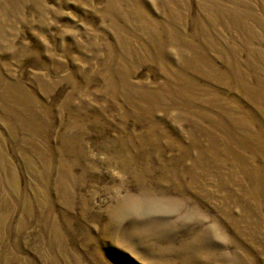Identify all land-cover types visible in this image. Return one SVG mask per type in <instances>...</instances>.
Segmentation results:
<instances>
[{"label": "rangeland", "instance_id": "374dc122", "mask_svg": "<svg viewBox=\"0 0 264 264\" xmlns=\"http://www.w3.org/2000/svg\"><path fill=\"white\" fill-rule=\"evenodd\" d=\"M0 72V264H264V0H0Z\"/></svg>", "mask_w": 264, "mask_h": 264}, {"label": "bare ground", "instance_id": "6f19581e", "mask_svg": "<svg viewBox=\"0 0 264 264\" xmlns=\"http://www.w3.org/2000/svg\"><path fill=\"white\" fill-rule=\"evenodd\" d=\"M2 77L0 72V114L5 113L9 120V125H11L12 122L22 120L17 106L21 97H25L27 100L29 99L28 94H25L26 92L23 91V87L20 84L16 86ZM30 100L35 103L32 98Z\"/></svg>", "mask_w": 264, "mask_h": 264}]
</instances>
